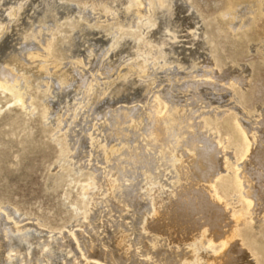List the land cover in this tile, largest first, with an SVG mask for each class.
I'll use <instances>...</instances> for the list:
<instances>
[{
	"label": "rangeland",
	"instance_id": "rangeland-1",
	"mask_svg": "<svg viewBox=\"0 0 264 264\" xmlns=\"http://www.w3.org/2000/svg\"><path fill=\"white\" fill-rule=\"evenodd\" d=\"M227 2L0 0V69L18 79L26 103L0 87V264H20L22 257L11 249H30L34 258L42 255L43 264H74L75 258L84 264L86 256L111 263V256L122 257L117 237L123 231L132 242L126 264H153L148 253L162 264H182L190 259L188 244L200 223L215 215L220 231H228L240 216L239 249L230 264H264V175L243 167L245 142L235 130L238 125L252 135L264 116V0L233 9H227ZM135 7L141 13L134 14ZM145 16L155 24L144 25ZM162 39L166 45L150 63L174 62L158 64L144 79L127 78L121 65L133 62L143 45L149 52ZM32 51L44 57L28 58ZM65 77L69 81L63 83ZM88 86H94V98L84 94ZM158 93L171 108L180 104L184 111L174 122L159 124L163 140L147 149L142 140L154 124L150 116L155 117ZM124 108L129 115L120 120ZM139 115L143 118L136 129L130 116ZM117 127L122 136L115 133ZM93 139L99 146L137 143L138 155L107 162ZM173 148L189 154L198 148L208 156L215 150L214 170L220 177L242 165L245 193L254 202L250 214L228 179L225 186L214 179L232 212L188 202L175 218L172 238L178 241L152 248L142 226L155 196L184 193L188 185V177L172 162ZM109 170L119 187L104 195L101 183ZM89 202L95 205L91 212ZM46 242L50 247H44ZM199 264H205L204 258Z\"/></svg>",
	"mask_w": 264,
	"mask_h": 264
},
{
	"label": "bare ground",
	"instance_id": "bare-ground-1",
	"mask_svg": "<svg viewBox=\"0 0 264 264\" xmlns=\"http://www.w3.org/2000/svg\"><path fill=\"white\" fill-rule=\"evenodd\" d=\"M249 0H228L227 2V9H233L240 4L245 3ZM107 5V4H106ZM136 8V7H135ZM10 16H13L15 12L13 9H10ZM141 13L139 9L136 8L134 14ZM151 15L154 17V10H152ZM159 17V16H158ZM144 25L152 26L155 23L150 19L149 16L144 17ZM151 30V29H150ZM40 31L35 34V36H39ZM38 39V38H35ZM152 40V39H151ZM123 41V40H122ZM166 45L165 40H160L155 48L152 51L146 52L147 48L145 45L141 47V51L138 52L139 55L142 57L138 58V54L132 58L133 62L131 63H123L121 66L127 72V78L131 76H138L141 79H144L147 75L150 74L151 69L155 71L156 66L159 64H151V59L155 58V53L159 52V50ZM162 51V50H161ZM44 53L40 51H32L28 53V58H43ZM146 56H151L150 59H146ZM161 57V56H160ZM47 58V56H46ZM168 61V60H166ZM174 61H169L167 63L159 64L161 67H164V64L170 65ZM195 63V62H194ZM191 63L189 67L194 66L195 64ZM56 69V67L54 68ZM159 69V68H158ZM55 71V70H54ZM97 71H101L100 69ZM100 73V72H98ZM94 75V74H92ZM120 75V69H119ZM199 76V75H195ZM206 76V75H205ZM168 77V76H167ZM174 79L177 80V76L174 75ZM98 80V76H97ZM69 78L65 77L63 79V83L68 82ZM19 81L14 75L8 70L4 68L0 69V87L10 89L14 92L16 99L21 101L23 105H25V92L21 88H19ZM95 85V83H94ZM17 87V88H16ZM87 89L84 91L85 95H91L93 98L96 96L93 94L94 86H88ZM80 90V87L77 88ZM100 93V92H99ZM161 104H163V108H161ZM22 105V106H23ZM26 106V105H25ZM25 108V107H24ZM49 109V106L47 107ZM155 110L154 116H150V118H154V124L152 125L149 134L144 136L143 142L145 141V147L147 149H152L153 144L155 142H161L164 137L163 131L160 129L161 126L159 124L165 123L166 125L169 120L173 122L178 119L180 114L184 111V106L177 104L174 108H171L170 101L165 99V96L161 93H158L157 97L155 98L154 107ZM173 111V115L171 114ZM129 115V112L126 111L124 108L119 114L118 119L124 120ZM151 115V114H150ZM130 126L133 128H139L142 115L139 116H130ZM168 120V121H167ZM122 122L120 125L122 126ZM260 128L253 130L252 135H249V131L243 127L238 125L235 126V130L237 132V136L241 141L245 142V146L240 148L241 152H244L245 168L247 171L251 170L252 172H256L260 170L264 175V116L260 123ZM115 133L120 136L123 135V131L120 127L115 129ZM128 135V134H125ZM129 136V135H128ZM247 142V143H246ZM93 145L102 149V154L105 160L111 161L117 156L124 155L127 158H133L138 155V144H130L129 142H122L120 144H104V145H97L96 141L92 140ZM255 146V148H254ZM167 149V148H166ZM165 149V150H166ZM193 150L194 154H189L186 151H178L176 148H173V164L176 166L178 163L180 167V175L185 174L188 177V185H183L184 193L181 191L177 193L175 191H170L167 197H160L155 196L153 203H152V214L148 218L145 219L144 226H142V230L149 234V246L154 248L158 246L162 241H164L167 245H170L171 242H177L178 240L172 238L173 233L175 234L176 231L174 230L175 227V218L180 215L179 210L182 208L183 205L190 202L191 205L195 206L196 201L201 203L203 207H215L217 210L228 211L231 209L229 208V203L221 199L219 193L216 189L215 180L220 179V184L225 186L224 183L229 180L231 187L234 188L238 193V201L244 202L246 206L249 208L248 213L251 214V206L254 202L252 196H249L248 193H245L244 189V177L239 173L241 170L242 165H236L235 169L229 171V175L226 177H220L221 174L216 170V166L218 165V160L216 159V147L214 151H210L209 156L206 153H202V150L195 148ZM213 150V149H212ZM177 154L175 155V153ZM227 159V154L224 153L223 160L224 162ZM252 164L254 165L253 167ZM249 168V170H248ZM215 171V173L213 172ZM246 171V172H247ZM107 176L106 179L101 183L102 184V191L104 195L112 194L118 187H119V180L116 174L111 170L106 172ZM178 183L180 180L178 179ZM91 188H95L98 190V187L91 183ZM161 190V189H157ZM162 192V191H161ZM179 194H183V196L179 197ZM120 203L124 205V207L129 206L127 200L125 198L120 199ZM94 203L89 202V211L91 212L94 208ZM177 214V216H175ZM231 214V213H230ZM245 215V213L243 214ZM216 218V215L214 216ZM213 216H208L204 223H200V231L198 234L194 235L195 239L191 240L188 244V253L190 254V259L187 258L182 264H199L201 262V258H204L205 264H230L231 257L233 256L234 250L239 249V242L236 239V226L237 222L240 220V216H236V221L234 222L233 226L228 228V231H220L217 228L218 220H216ZM153 224V226H151ZM217 229V230H216ZM18 231H22L23 229L18 227ZM232 232H231V231ZM74 235V239L76 241V245L78 247L81 246L78 237ZM182 241H186V239H182ZM24 242H28V240H24ZM30 243V242H29ZM117 245H118V252L122 254V257L111 256V263H107L104 260H94L89 259V257H85L84 264H126L131 259V251H132V242H130L129 234L124 232H120L117 237ZM45 244V243H44ZM180 246L183 243H179ZM15 247L19 246L15 244ZM44 247H50V243L46 242ZM1 248V244H0ZM120 248V249H119ZM203 249H206L207 253L203 254L200 253ZM42 251L44 250L41 249ZM14 256H20L22 259L20 260V264H43L42 263V255L37 256L34 258L32 256L33 253L30 252V249H27L25 252L23 251H16L11 249ZM121 251V252H120ZM209 254V255H208ZM148 258L147 260L151 261L153 264H162L161 260L158 257L154 256L151 253L146 255ZM37 260L33 263V260ZM74 262V264H82V260L80 258ZM50 262L46 263L49 264ZM72 264V263H70Z\"/></svg>",
	"mask_w": 264,
	"mask_h": 264
}]
</instances>
